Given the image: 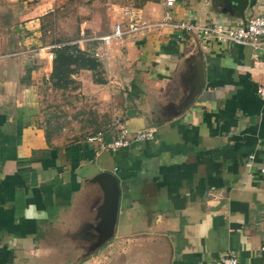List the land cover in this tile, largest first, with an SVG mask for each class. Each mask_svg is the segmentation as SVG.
Wrapping results in <instances>:
<instances>
[{
    "label": "crops",
    "instance_id": "crops-1",
    "mask_svg": "<svg viewBox=\"0 0 264 264\" xmlns=\"http://www.w3.org/2000/svg\"><path fill=\"white\" fill-rule=\"evenodd\" d=\"M164 1L99 2L101 14L80 24L87 37L123 22L127 7L146 25L107 45L77 44L97 69L71 74L75 91H56L52 59L36 55L55 42L42 36L55 0H0V264H219L227 253L264 264V99L255 94L264 46L174 26L241 25L215 0H175L158 25ZM263 9L248 0L245 19ZM198 60L203 85L184 106ZM115 116L154 137L114 152L86 140ZM100 171L117 179V215L112 237L87 254L102 202L90 178Z\"/></svg>",
    "mask_w": 264,
    "mask_h": 264
},
{
    "label": "built area",
    "instance_id": "built-area-1",
    "mask_svg": "<svg viewBox=\"0 0 264 264\" xmlns=\"http://www.w3.org/2000/svg\"><path fill=\"white\" fill-rule=\"evenodd\" d=\"M174 2L175 0L164 1L165 12L163 13L162 22L158 23V25L165 24L171 20L169 8ZM122 15L123 22L115 21L111 23L108 26L107 32L98 37H87L84 35L83 29H79L78 38L46 44L37 49L36 55L39 57L38 52L43 51L42 57L52 59L54 50L64 45H77L88 39H98L102 44L107 45L111 40L120 39L124 33H134L146 25L140 19L139 14L130 7L124 8ZM123 23L125 27H123ZM174 26L185 32L197 31L203 38L210 37L216 38L220 42L247 44L254 50H258L261 46H264V9L258 14L251 15L244 25L231 26L223 22H212L198 26L189 21H181ZM255 94L264 99V84L256 87ZM109 129V139L104 141L103 137ZM109 129L106 131H96L88 135L86 140L98 143L99 150L114 152L118 149L127 148L133 143L149 141L154 137L153 128L147 127L140 130H130L125 121L119 116L112 118ZM253 158V154L247 155L244 165L246 167L252 166ZM260 170L264 171V166L260 167ZM219 264H239V261L234 254L227 253L221 256Z\"/></svg>",
    "mask_w": 264,
    "mask_h": 264
},
{
    "label": "water",
    "instance_id": "water-1",
    "mask_svg": "<svg viewBox=\"0 0 264 264\" xmlns=\"http://www.w3.org/2000/svg\"><path fill=\"white\" fill-rule=\"evenodd\" d=\"M222 7V13L231 12L240 21L241 25L246 22L244 11L248 6V0H215ZM203 85V70L202 63L198 60L194 65L192 72V79L189 92L183 103L184 106L192 102ZM91 182L99 185L102 193V202L96 211V217H99L95 223V231L97 235L94 236L93 243L89 246L87 254L92 253L99 246L109 240L113 235L117 215L118 203V184L117 179L110 171H100L90 178Z\"/></svg>",
    "mask_w": 264,
    "mask_h": 264
},
{
    "label": "rangeland",
    "instance_id": "rangeland-1",
    "mask_svg": "<svg viewBox=\"0 0 264 264\" xmlns=\"http://www.w3.org/2000/svg\"><path fill=\"white\" fill-rule=\"evenodd\" d=\"M101 1L102 0H55L54 2L55 9L53 10V12L47 14V16L43 19L44 33H42V36L45 37V39L47 40H53V41H65V40H71V39L78 38L79 36L78 31L80 29V24L83 19H86L87 17L86 15L92 12L98 11L100 13L102 11L103 7L100 8V6H98L99 2ZM100 20H102L101 16H100ZM100 29L105 30V26L101 25ZM78 86L79 85L77 84V86L72 90H69V89H66V90L59 89V90L75 91ZM54 90L59 91L58 89H54ZM52 97H54V95ZM55 98L58 99V101L60 100L59 95H56ZM48 99L49 98H47V102H48ZM72 100H73V103L77 105V102H78L77 97L74 96ZM56 103H59V102H56ZM81 104L82 103H79L78 105L80 106ZM59 109L56 113V116H58V118L61 116L60 114L61 110ZM81 109H84V108H79L78 110H74V111H81ZM94 109L97 110L98 108H94ZM89 110H93V109H89ZM71 113H72V110L68 108L67 114H71ZM63 114L65 115V113ZM88 114L93 116L92 113H88ZM107 125L109 127L110 123ZM108 127L104 125L101 127V130L99 131L107 130L106 128ZM90 131H92V129L89 130L88 132H85L84 135L85 134L90 135L92 133H95V132L90 133Z\"/></svg>",
    "mask_w": 264,
    "mask_h": 264
},
{
    "label": "trees",
    "instance_id": "trees-1",
    "mask_svg": "<svg viewBox=\"0 0 264 264\" xmlns=\"http://www.w3.org/2000/svg\"><path fill=\"white\" fill-rule=\"evenodd\" d=\"M97 66L95 58L80 50L77 45H64L54 50L52 68L48 77L49 84L53 89L72 90L77 86V83L71 74L76 73L79 69L96 70ZM94 80L100 79L95 78ZM106 140L104 139V141Z\"/></svg>",
    "mask_w": 264,
    "mask_h": 264
}]
</instances>
